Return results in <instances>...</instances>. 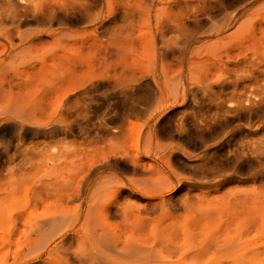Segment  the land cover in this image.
<instances>
[{
    "label": "bare ground",
    "instance_id": "6f19581e",
    "mask_svg": "<svg viewBox=\"0 0 264 264\" xmlns=\"http://www.w3.org/2000/svg\"><path fill=\"white\" fill-rule=\"evenodd\" d=\"M180 1L0 0L16 264H264V23Z\"/></svg>",
    "mask_w": 264,
    "mask_h": 264
},
{
    "label": "rangeland",
    "instance_id": "374dc122",
    "mask_svg": "<svg viewBox=\"0 0 264 264\" xmlns=\"http://www.w3.org/2000/svg\"><path fill=\"white\" fill-rule=\"evenodd\" d=\"M114 1H119V0H114ZM177 1L181 2L180 0H177ZM251 3H252V5H251ZM189 4H190L193 12L200 10L201 8L207 7V6L213 7V12H216L217 10L223 9V8H225L226 12H228V10H230L234 7L235 8L238 7V14H237L238 17L236 16L237 17V23L234 25L235 27L239 23H241L243 21L251 20V19H253L252 21H254V22L264 23V0H189ZM246 16L248 19L245 18ZM243 18L246 20H244ZM239 19H240V21H239ZM203 22L199 25L193 26V29L195 30L194 32L199 30V28L204 24ZM234 26H232L227 33L232 32L233 29L235 28ZM72 29H77V28L73 27ZM213 40H214V38L203 40L201 42H198V44L194 42L191 45L190 50H196L199 47H202L203 45H205V44H207ZM206 41H209V42H206ZM1 42L2 41L0 40V43ZM196 97L200 98V95H196ZM260 118H261V115H259L257 118H255L253 120V122L255 123L254 126H256L258 124V121L260 120ZM237 123H238V121H232L231 125L229 126V128H227V130L228 131L233 130ZM241 124H243V122H241ZM0 129H1V127H0ZM237 135H238V132L235 133V136H237ZM13 136H14V134L12 132L11 133L6 132L5 133L6 140H0V150H1L0 151V160L3 158V157H1L2 156V150H4L7 147L8 141L11 140V143H12V137ZM253 137L259 138L260 133H257V135H254ZM75 139H76V141L82 142V140H81L82 138L80 136L75 137ZM222 149H225V147H223ZM222 149H219V148L215 149L212 147L211 144H209V146H207L205 148L206 151H204V149H200L199 151L196 152L197 154H200V156L202 157V160L207 161L211 167L213 166L212 173H210V176H209L207 181L209 182L212 179H217L219 177H225V178L231 179L230 181L232 182V181H235L237 177H244L245 175L247 176L249 173V169L245 165L237 163L236 161H222L223 155L225 154L224 150H222ZM6 166H7V163L1 162L0 168H2V167L5 168ZM262 167L263 166L261 164H254L252 167V171L253 172H259L262 169ZM199 170L200 169H198V171ZM186 175H188V174H186ZM2 178L3 177L0 176V180ZM235 185H236V183L232 182V184L225 187L224 190L228 191V190L234 188ZM257 185H259V183H257ZM1 197H2L1 201L3 203L4 202H6V203H5V205L2 206V209L0 210V216H1L0 217V219H1L0 248L4 249L2 255H0V264H16L17 263L16 259H18L17 249H16V247H17L16 246L17 236H15V234H14V228H13L12 223L14 222L13 220H15V216H16L17 212L19 211L18 210L19 206L23 203V201L25 200L26 197L23 195V193L13 194V196H11L8 199L6 197L4 199L3 195ZM13 199H14V201H13ZM11 204H12V206H11ZM74 207H75V203L69 204L67 211L73 212L72 210L74 209ZM263 218H264V216H263ZM258 221L261 225L264 220L260 217ZM77 246L73 247L72 250H79L82 248V245H77ZM80 246H81V248H79ZM15 250H16V252H15Z\"/></svg>",
    "mask_w": 264,
    "mask_h": 264
}]
</instances>
